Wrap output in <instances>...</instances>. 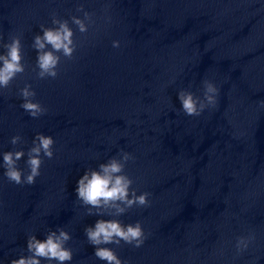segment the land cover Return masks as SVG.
Wrapping results in <instances>:
<instances>
[{
	"label": "clouds",
	"instance_id": "1",
	"mask_svg": "<svg viewBox=\"0 0 264 264\" xmlns=\"http://www.w3.org/2000/svg\"><path fill=\"white\" fill-rule=\"evenodd\" d=\"M111 4L105 3L100 17L96 13L86 11L81 3L76 12L81 16L72 15L71 24L75 25L76 31L83 39L87 38L90 28L97 25V19L104 24H110L112 17L109 14ZM53 27L40 25L42 34L33 37L32 48L36 51V62L33 71L36 79H56L59 76V67L62 59L72 60L80 46L81 41L75 39L76 32L70 26L69 20L59 18L57 13L51 14ZM0 35V47L6 51L0 54V94L9 89L12 82L26 71V64L22 54V42L20 36H13L8 43H2ZM112 47L119 49L121 42L112 41ZM202 94L189 88H182L177 93L184 115L200 117L205 110H214L218 107L220 86L212 79L204 78L201 82ZM37 93L31 84H25L18 91L22 100L20 107L33 119H38L46 114L47 109L35 99ZM264 106V101H261ZM13 150L0 153L4 169L3 177L9 183L15 185H33L37 177L41 175V167L45 159L54 157L55 140L50 135L37 133L32 140V146L27 149H16L17 145L26 143L19 134L10 139ZM27 156L26 168L21 169L18 162ZM135 157L124 150H120L117 156L111 157L106 163H100L97 168H87L78 179L75 188L77 200L87 209L89 216L104 217L111 219H97L94 225L86 226L84 234L88 243L94 248V256L104 261L105 264H127L117 254L116 249L125 245L133 249L141 248L148 233L145 232L143 223L124 224L119 217L133 209L151 207L150 197L152 193L144 191L137 194L138 189L133 187L136 181L126 171L129 162H134ZM72 240L71 234L63 227L49 230L43 239H38L35 234L29 235L26 243L27 255L21 254L19 258L11 260L10 264H41L42 260L47 264H69L73 260V250L68 247ZM256 240L254 232L241 235L235 241V253L237 256L247 251ZM114 245L115 247H107Z\"/></svg>",
	"mask_w": 264,
	"mask_h": 264
}]
</instances>
